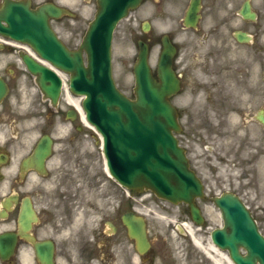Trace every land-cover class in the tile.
Returning a JSON list of instances; mask_svg holds the SVG:
<instances>
[{
    "label": "flooded vegetation",
    "instance_id": "flooded-vegetation-1",
    "mask_svg": "<svg viewBox=\"0 0 264 264\" xmlns=\"http://www.w3.org/2000/svg\"><path fill=\"white\" fill-rule=\"evenodd\" d=\"M198 1L196 29L182 23L190 0L155 2L177 8L180 29L206 28L213 38L227 23L224 11L237 0ZM255 4L264 13V0ZM248 32L253 56L211 72L207 68L201 92L190 94V104L200 108L177 111L179 143L202 185L203 195L194 202L198 224L185 204L151 203L104 178L100 154L89 146L94 135L80 127L77 113L62 97L56 103L43 98L18 53H0V80L7 87L0 101V233L18 234L20 216L26 226L14 255L0 264H170L164 261L168 254L152 244L144 255L137 254L123 221L127 213L166 212L174 228L186 221V230L198 232L204 249L227 250L213 241L215 231H232L225 213L234 214V228L243 236L253 229L264 239V45L259 44L264 28ZM149 217L146 228L152 235L156 229Z\"/></svg>",
    "mask_w": 264,
    "mask_h": 264
},
{
    "label": "water",
    "instance_id": "water-1",
    "mask_svg": "<svg viewBox=\"0 0 264 264\" xmlns=\"http://www.w3.org/2000/svg\"><path fill=\"white\" fill-rule=\"evenodd\" d=\"M139 3L140 0H97L95 18L79 49L74 52L68 51L49 27V18H57L63 13L53 5L32 10L27 1L4 0L0 9V34L29 44L44 59L70 73L71 91L85 96L82 106L87 120L103 137L107 167L113 178L129 189H151L157 196L173 203H191L201 195V186L188 170L183 151L171 134V130L176 129V122L167 97L177 86L170 68L174 50L168 39L164 37L162 41L163 50L157 69L159 82L152 77L147 63V45L138 42L133 67L135 100L123 96L111 79L110 44L113 29ZM194 12L195 7H192L189 14L193 17ZM242 15L252 18L247 6ZM237 38L243 41L244 35L240 34ZM83 50L87 67L83 64ZM24 61L34 74L43 77L51 74L29 57H25ZM40 83L43 92L52 99L58 95L57 77L54 79L55 85L50 87ZM127 227L137 249L144 251L148 244L142 220L129 215ZM217 238L228 246L241 243L235 236L227 238L222 231L217 233ZM14 239L13 235H1V259L12 251ZM247 243L251 248L246 257L240 256L236 248L229 250L233 261L236 264H254L253 260L258 259L260 264H264V240L256 234L250 236Z\"/></svg>",
    "mask_w": 264,
    "mask_h": 264
},
{
    "label": "rangeland",
    "instance_id": "rangeland-1",
    "mask_svg": "<svg viewBox=\"0 0 264 264\" xmlns=\"http://www.w3.org/2000/svg\"><path fill=\"white\" fill-rule=\"evenodd\" d=\"M41 1L34 0V4L36 5ZM89 2L90 0H73L70 7L75 14L74 19L64 18L52 24L57 35L69 48L75 49L78 47L88 23L93 18L95 9ZM239 3L240 0H237L234 6ZM155 6L156 4L153 0H147L141 8L130 13L129 17L117 25L113 35V79L117 87L128 97L133 96L132 88L134 81L132 65L137 53L136 42L140 39L147 41L155 51L152 64L149 57L152 69L155 68V61L159 51V36L168 33L179 41L177 44L180 45V54L175 68H178V73H182L183 75L188 73L196 81L194 86L193 81L188 79L189 75L182 78L183 92L180 98L188 97L190 89L195 87L199 89L201 87V82L204 80L203 73L206 68L210 66L217 68L221 66L220 64L230 66L234 62L253 56L252 45H238L234 42L231 35L235 28H246L249 30L252 25L246 24L241 26V22L233 14L227 16V23L217 36L208 38L202 30L193 33L180 31L177 16L173 14L177 8L162 2L160 5H157L158 11L156 12ZM146 21L150 23V30L144 34L141 28L143 22ZM262 40H264V36ZM262 40L259 44L264 45ZM210 50L215 53H222L221 57H208ZM220 60L226 61V63H222ZM77 99H80V97ZM179 106L182 110L186 108L184 105ZM91 146L95 148V152L99 150L98 145L94 141ZM158 220L150 218L151 226L156 229L152 232V243L160 249V252L168 253L171 260L170 264H205V257L200 248L191 246L184 234L171 231L167 225L168 221L161 218Z\"/></svg>",
    "mask_w": 264,
    "mask_h": 264
},
{
    "label": "bare ground",
    "instance_id": "bare-ground-1",
    "mask_svg": "<svg viewBox=\"0 0 264 264\" xmlns=\"http://www.w3.org/2000/svg\"><path fill=\"white\" fill-rule=\"evenodd\" d=\"M151 61H153V55H151ZM69 97V96H68ZM78 102H79V100H73V104L76 106V108L79 110V112L81 113V109H80V106L78 105ZM82 114V113H81ZM194 242L196 243V244H198L199 242H198V238H196L195 240H194ZM215 253H217L221 258H225V256H224V254H222V253H220V252H217V251H215ZM229 264V263H228Z\"/></svg>",
    "mask_w": 264,
    "mask_h": 264
}]
</instances>
